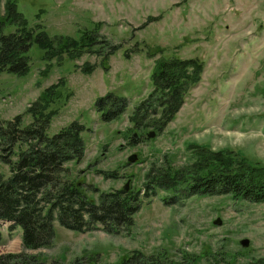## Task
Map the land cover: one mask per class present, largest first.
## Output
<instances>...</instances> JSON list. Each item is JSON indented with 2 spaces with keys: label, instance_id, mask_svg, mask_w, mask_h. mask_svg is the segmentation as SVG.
<instances>
[{
  "label": "rangeland",
  "instance_id": "374dc122",
  "mask_svg": "<svg viewBox=\"0 0 264 264\" xmlns=\"http://www.w3.org/2000/svg\"><path fill=\"white\" fill-rule=\"evenodd\" d=\"M8 1L0 0V16ZM13 1L36 32L78 37L97 31V43L104 45L101 56L58 64L41 60L33 45L25 76H0L3 121L33 109L46 90L58 87L48 94L53 102L46 113L54 115L48 133L71 124L83 127L84 157L66 164L64 174L90 201L126 185L142 190L150 167L185 165L192 147L233 151L264 168V0ZM171 58L195 59L204 67L179 112L158 132L149 125L153 117L135 118V109L153 91L156 63ZM86 63L93 67L88 73L82 70ZM108 93L125 98L128 107L118 119L102 122L94 103ZM131 155L134 163L127 161ZM0 174L8 176L1 164ZM163 195L145 198L130 230L117 236L77 233L55 221L52 246L29 251L22 247L20 228L8 234L3 227L0 257L35 256L33 264H116L142 252L176 264H264V203L211 196L167 207Z\"/></svg>",
  "mask_w": 264,
  "mask_h": 264
},
{
  "label": "trees",
  "instance_id": "16d2710c",
  "mask_svg": "<svg viewBox=\"0 0 264 264\" xmlns=\"http://www.w3.org/2000/svg\"><path fill=\"white\" fill-rule=\"evenodd\" d=\"M10 27L15 30L7 31ZM98 38L97 31H83L78 37H50L43 29L36 32L16 10L14 1H8L4 15L0 16V76H25L30 69L29 52L33 45L42 52L41 60L48 63L76 61L84 55L101 56L104 45L97 43ZM111 53L105 54L102 61ZM203 67L195 59L157 62L151 76L153 91L136 106L135 118L145 121L151 116L154 121L150 127L158 132L163 130L179 112L188 92L199 83ZM92 69L87 63L82 67L87 73ZM57 88L46 90L26 113L12 120H0V164L8 172L5 177L0 174V245L4 241V226L8 234L21 229L24 250L49 248L55 238V221L77 233L100 230L117 236L130 230L144 199L160 193L164 194L160 201L167 207L181 206L193 197L211 196L264 203L263 167L233 151H196L193 147L185 165L175 167L166 162L165 166L162 163L150 167L142 190L102 192L97 203L90 201L82 186L69 181L64 174L66 164L80 163L84 157L83 127L71 124L52 135L48 133L54 116L52 112L46 113L53 102L48 94L55 95ZM127 107L125 98L112 93L94 103L102 122L118 119ZM26 116L31 119L29 123H24ZM36 260L35 256L7 254L0 257V264H33ZM116 264L176 263L161 254L131 252Z\"/></svg>",
  "mask_w": 264,
  "mask_h": 264
},
{
  "label": "water",
  "instance_id": "95a60500",
  "mask_svg": "<svg viewBox=\"0 0 264 264\" xmlns=\"http://www.w3.org/2000/svg\"><path fill=\"white\" fill-rule=\"evenodd\" d=\"M153 136H154V133L151 132V133H149V134L147 135V138H152ZM136 159H137V157H136L135 155H131L130 157H128L127 161H128V163H134V162L136 161ZM123 189H124L125 191H127V190H128L127 185H126ZM216 224H217V225H220V222L217 221ZM247 244H248V243H247L246 241L242 242V245H244V246H247Z\"/></svg>",
  "mask_w": 264,
  "mask_h": 264
}]
</instances>
